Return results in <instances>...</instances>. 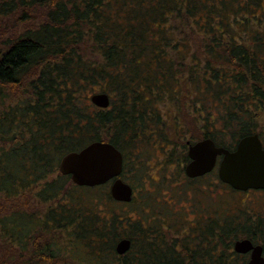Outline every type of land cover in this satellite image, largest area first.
Instances as JSON below:
<instances>
[{
  "label": "trees",
  "instance_id": "16d2710c",
  "mask_svg": "<svg viewBox=\"0 0 264 264\" xmlns=\"http://www.w3.org/2000/svg\"><path fill=\"white\" fill-rule=\"evenodd\" d=\"M263 106L264 0H0V264H247L242 238L264 255V205L169 208L148 176L159 153L173 199L203 196L217 173L187 177L188 145L234 149ZM93 141L122 152L130 201L60 172Z\"/></svg>",
  "mask_w": 264,
  "mask_h": 264
},
{
  "label": "water",
  "instance_id": "95a60500",
  "mask_svg": "<svg viewBox=\"0 0 264 264\" xmlns=\"http://www.w3.org/2000/svg\"><path fill=\"white\" fill-rule=\"evenodd\" d=\"M90 100L98 107L105 108L109 105L106 92L94 93ZM187 153L189 161L185 164L184 171L189 177L211 171L217 156L222 155L218 167V177L222 182L236 190H247L249 187L264 189V149L257 133L241 137L232 150L217 146L211 138H204L190 143ZM122 165V152L112 143L93 141L78 151L62 156L59 170L80 186H95L110 181L112 197L118 201H130L133 189L119 177ZM130 243L128 238L120 239L115 247L116 252L125 253ZM233 249L238 253H249L247 264H264L261 244L242 238L234 242Z\"/></svg>",
  "mask_w": 264,
  "mask_h": 264
},
{
  "label": "rangeland",
  "instance_id": "374dc122",
  "mask_svg": "<svg viewBox=\"0 0 264 264\" xmlns=\"http://www.w3.org/2000/svg\"><path fill=\"white\" fill-rule=\"evenodd\" d=\"M258 119H259L260 127H258L257 131L258 132L261 131V134L264 135V113H262ZM151 158L154 159L152 162V164L154 166L152 167V169L149 168L150 174L148 176L154 182L153 184L155 185V191L159 192L158 197H160V200L168 201L169 202V204H168L169 208L172 207V208L176 209L177 207H179L178 201L182 202L181 205L187 206V204H186L187 201L183 202L181 198L177 199V200L173 199V196L171 194V192L173 191L172 190L173 184L177 183L174 185L179 186V184H178L179 181L175 180L174 177L171 175L172 170L170 168H169V170H166V169L161 167V163L163 161V156L158 153L157 156H152V157H150V159ZM207 182L209 183V181H202L201 184H200V182H195V185L196 184L203 185L206 183V186H207V185H209V184H207ZM209 188L210 189L212 188V189L209 190L208 192L205 189L204 194L202 196V200H201V202L206 206H211V204L207 200L208 195L209 196L210 195L217 196L219 198L222 197L227 202L237 201L239 199H248V196L245 192L244 193L233 192L231 189H229L227 186H224V185L218 184V187H217L214 184H211V185H209ZM248 195H249V193H248ZM250 198H253V199H250L251 205H252V202L258 203V205L260 207L264 205V202H261V200L264 201V194L262 192L261 193L251 192ZM172 201H174V202H172Z\"/></svg>",
  "mask_w": 264,
  "mask_h": 264
},
{
  "label": "flooded vegetation",
  "instance_id": "af4514ba",
  "mask_svg": "<svg viewBox=\"0 0 264 264\" xmlns=\"http://www.w3.org/2000/svg\"><path fill=\"white\" fill-rule=\"evenodd\" d=\"M254 133H257V135H258V137H259V139H260V141H261V143H262V147H263V149H264V135L263 134H261V131H255V132H252V133H250V134H254ZM216 144V143H215ZM217 146H221V145H217ZM228 149V148H227ZM229 150H232V149H229ZM221 157H222V155H218L217 156V158H216V163H215V165H214V167H213V169L211 170V171H214V172H216L217 173V179H215V181H214V185L215 186H217L218 187V182H217V180H219L220 182H221V184H224V185H227L228 187H231L229 184H227V183H224V182H222L220 179H219V177H218V167H219V162H220V160H221ZM210 172V171H209ZM209 172H207V173H205V174H203V175H198V176H194V177H189V176H187V177H189V178H197V177H205ZM203 181H206V180H203ZM110 182V181H109ZM217 182V183H216ZM202 183V181H200V184ZM209 183L211 184L212 182H210L209 181ZM205 188H206V186H204ZM211 187V186H210ZM232 188V187H231ZM212 189V188H211ZM210 188H209V190H211ZM234 189V188H233ZM236 190V189H235ZM239 192H245L246 194H247V196H248V201L250 202V199H253V198H250V193L251 192H259V193H263L264 192V189H261V188H253V187H249L247 190H238ZM248 193H249V195H248ZM197 196V197H196ZM196 196H193V194H190L189 193V196L187 197V198H185V199H183L182 198V201L183 202H186L187 201V206H183L185 209H188V208H192V205L194 204V202H193V200H195L196 201V203L195 204H197V203H200V204H203L202 202H201V200H202V196H201V194H197ZM255 199V198H254ZM172 202H174V201H172ZM181 203L182 202H180V201H178V206H179V204L181 205ZM246 255H247V257L249 256V253H246Z\"/></svg>",
  "mask_w": 264,
  "mask_h": 264
}]
</instances>
